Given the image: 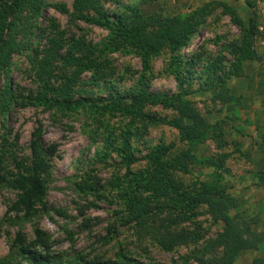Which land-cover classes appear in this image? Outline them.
<instances>
[{"label": "rangeland", "instance_id": "1", "mask_svg": "<svg viewBox=\"0 0 264 264\" xmlns=\"http://www.w3.org/2000/svg\"><path fill=\"white\" fill-rule=\"evenodd\" d=\"M43 1L45 7L36 19L31 47L15 55L10 67V83L23 103L0 118V174L11 180L18 173L17 162L30 164V143L38 127L42 130L44 145L54 146L55 154L50 159L49 174L45 175L47 194L33 216L26 218L23 212L15 210L19 192L7 184L1 185L0 261L31 264L19 254L16 238L21 233L27 243H32L37 228L49 236L52 256L64 264H120L124 259L137 264H199L197 256L211 261L222 255V249L214 246V242L224 225L213 220L206 205L194 210L196 216L192 215L175 228L196 232L200 240L178 245L170 251L149 239H138L133 229L122 225L126 206L118 186H122L119 179L126 175L128 168L115 148L120 143L118 135L127 128L140 134L132 139L138 158L160 144L175 143L178 151L191 149L196 161L189 173H178L176 179L184 189L192 191L216 182L226 187L240 204L233 214L238 212L249 221L257 234L253 249L243 253L234 264H253L257 258L264 259V185L259 177L264 173V2L255 0L252 9L246 0H120L105 4L111 15L138 8L144 16L161 14L175 18L186 17L210 3L224 2L237 11L246 26L254 18L258 29L254 49L259 59L245 63L242 77L228 78L230 94L238 99L231 105L215 100L216 90L199 91L210 65L222 66V71L217 73L220 75L230 70L234 59L229 46L242 38V29L222 7L211 12L186 47L178 52L165 49L149 57L146 68L135 53L106 50L104 44L109 33L104 28L71 21L74 0ZM56 5H65L69 13H62ZM53 24L65 30L69 44L85 40L99 47V61L104 62L99 74L101 81L89 83L94 75L86 72L77 85L82 91L78 98L94 99L98 108L60 111L29 104L27 98L36 97L40 91L36 78L38 55L48 47ZM174 62L194 69L193 79L183 88L176 79ZM141 77H145L148 91L155 94L175 96L185 89L193 92L185 99L223 135L218 136L213 130L201 142L182 143L180 132L172 127L143 126L100 109L106 104L101 99L108 96L107 83L124 92L137 85ZM146 111L162 118L176 116L162 106L148 107ZM222 158L221 169L205 162L210 159L218 163ZM147 167L145 161H140L129 170L138 172ZM90 180L96 184L97 191L82 192L81 187Z\"/></svg>", "mask_w": 264, "mask_h": 264}, {"label": "trees", "instance_id": "2", "mask_svg": "<svg viewBox=\"0 0 264 264\" xmlns=\"http://www.w3.org/2000/svg\"><path fill=\"white\" fill-rule=\"evenodd\" d=\"M119 1L74 0L71 21H83L104 28L109 33L104 44L106 50L135 53L141 57L146 68L149 57L157 56L165 49L178 52L186 47L206 23L211 12L222 7L224 13L230 15L233 22L242 29V38L239 43L229 46L234 59L230 70L220 75L217 73L222 71V66L210 65L206 70V80L199 91L216 90L214 99L224 104L234 105L238 101L230 94L227 80L230 76L242 77L245 63L259 59L254 49V39L258 32L254 18L246 26L237 11L224 2L207 4L186 17L166 18L161 14L144 16L138 8H129L126 14L111 15L105 4ZM254 1L246 0L250 9L255 7ZM44 7L43 0H0V118L14 106L23 103L10 83V67L15 55L30 49L36 19ZM55 8L62 13H69L65 5H56ZM52 28L47 49L42 55H38L40 60L36 66V78L40 83V91L36 97L31 95L27 98L29 104L60 111H74L80 107L98 108L96 100L85 96L78 98L82 91L77 89V85L86 72L94 75L89 83L94 85L101 81L99 74L103 71L104 62L99 61V47L88 44L85 40L69 44L65 30L57 24H53ZM173 65L179 86L183 88L193 79L194 69L189 65L181 67L176 62ZM107 85L108 96L101 99L106 104L101 105L100 109L109 114H120L129 118L132 123L143 126L167 125L180 132L182 143L201 142L213 130L216 135H223L222 132L218 133L217 126L209 123L185 99L193 93L188 89L175 96L155 94L148 91L145 77H141L137 85L124 92L118 91L114 84ZM89 93L91 92H87ZM153 106H162L165 110L173 111L176 116L170 119L148 113L146 109ZM138 135V131L133 133L131 128H127L118 135L120 143L115 148L128 168L126 175L119 179L120 183L123 182L122 186H118L120 197L126 206L122 225L133 229L138 239H149L160 248L170 251L178 245H188L200 240V235L196 232L177 231L175 228L188 221L192 215L196 216L194 210L206 205L213 220L224 225L223 232L214 242V246L222 249V255L211 261L197 256L199 264H234L243 253L252 250L257 234L249 221L238 212L233 214L240 204L238 199L228 193L226 187H221L216 182L203 184L200 190L192 191L184 189L176 179V174H187L191 171V165L196 161L192 150L178 151L175 143L160 144L138 158L132 148V139ZM30 149V164L17 162L18 173L11 180L0 174V187L7 184L19 192L14 209L23 212L26 218L33 216L47 194L45 175L49 174L50 159L55 154L54 146L44 145L40 127L32 134ZM140 161L148 164L147 169L138 172L129 170ZM1 162L0 158V165ZM205 162L221 169L224 158L218 163L210 159ZM259 177L264 185V173ZM81 190L84 193L97 191V186L90 180ZM16 245L19 254L31 264H64L52 256L50 238L40 228L35 230L32 243H27L19 233ZM0 264L12 263L1 260ZM120 264L137 262L124 259ZM253 264H264V259L257 258Z\"/></svg>", "mask_w": 264, "mask_h": 264}]
</instances>
